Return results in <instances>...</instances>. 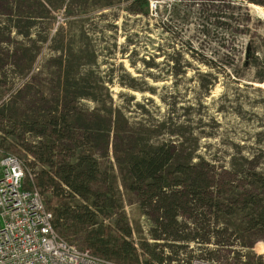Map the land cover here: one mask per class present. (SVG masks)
<instances>
[{
  "label": "rangeland",
  "instance_id": "rangeland-1",
  "mask_svg": "<svg viewBox=\"0 0 264 264\" xmlns=\"http://www.w3.org/2000/svg\"><path fill=\"white\" fill-rule=\"evenodd\" d=\"M149 1L143 16L132 13L141 7L130 0H0V152L24 163L25 185L41 193L59 235L102 258L158 264L183 254L222 264H264V232L257 225L264 215V84L253 83L254 71L242 70L249 43L264 52V0ZM204 16L226 23H207L204 36ZM206 61L217 66L210 92L199 87V73L209 71ZM71 63L74 74H90L93 84L112 81L109 91L97 94L121 112L126 132L114 127L104 149L82 136L73 142L59 127L67 108L92 116L101 107L63 97L64 68ZM174 105L178 125L158 128ZM142 125L151 143H176L182 164L193 166L188 181L175 166L166 178L188 183L200 176L204 190H195L215 199L207 205L200 194L201 201L191 204L198 210L179 217L191 229L183 236L197 235L195 241L175 242L162 234L156 207L145 205L150 193L132 190L125 134ZM180 127L186 128L184 138L169 134ZM85 150L99 164L96 181L85 185L91 192L85 196L99 205L96 216L85 210L91 203L57 177L76 166ZM44 174L54 183L43 190L38 179ZM103 248L106 255L97 251ZM130 248L133 261L116 257L117 250Z\"/></svg>",
  "mask_w": 264,
  "mask_h": 264
},
{
  "label": "trees",
  "instance_id": "trees-1",
  "mask_svg": "<svg viewBox=\"0 0 264 264\" xmlns=\"http://www.w3.org/2000/svg\"><path fill=\"white\" fill-rule=\"evenodd\" d=\"M103 1H112V0H103ZM131 4L137 5L141 7V10H134L132 13L134 15H143L147 16L150 10V1L149 0H130ZM247 1V0H246ZM175 8L173 9V11ZM172 11V12H173ZM212 20L210 16H204L202 30L200 32L204 36H209V30L207 28L208 25L220 24L223 25L226 22H222L219 20V16H212ZM173 20L172 13L170 18H167V22H171ZM164 22V21H163ZM164 30L173 34V29L168 25L164 24ZM223 41L224 38L218 39ZM190 46V44H188ZM191 47V46H190ZM78 57L81 56V52L76 54ZM202 61H205L201 59ZM75 64L67 65L64 68L65 74L63 77L62 84V92L63 97L65 99L72 98L76 100H89L95 104L101 105V107L97 108V111L93 113V115H88L85 113H78L74 108H67L68 111L65 112L61 117L62 125L59 127L61 131L67 132L69 138L73 142H79L81 136L85 138L88 142L89 140H93L95 143V147L98 148H106L109 145L110 138L112 132L114 131V127L118 131L126 132V124L120 118V111L115 112L112 102L106 103L102 100V97L97 93L101 90L109 91L106 87L107 83H112L111 80L104 81L101 79L96 84L92 83V77L90 74H82L77 75L74 74ZM203 66L207 67L209 71L204 73H199L201 77V81H199V87L203 88L205 91L210 92V88L213 86V81L216 78L213 76L212 72L216 71V65L210 61L203 62ZM224 67L229 69V71L233 68L232 65L226 64ZM190 66L182 67V73H187ZM242 70L244 71H254L255 77L253 83L255 84H264V52L261 48H257L252 43H249L246 48L245 58L242 64ZM203 82V83H202ZM131 89H136L134 86H131ZM152 94L154 91L151 92ZM108 97L111 99L110 94L108 93ZM176 104V103H175ZM143 112L148 113L147 106L144 104L140 105ZM169 109L171 106H168ZM176 107L172 106V110L168 113L166 120L161 124L160 127L163 130L168 127L174 126L177 123L176 115ZM104 110H107L108 116H102ZM116 114V115H114ZM76 125V127H75ZM181 126V125H179ZM57 127V126H56ZM123 128V129H121ZM125 128V129H124ZM147 127L142 125L138 130L134 128L133 133L131 135L128 134L125 138H128V152L125 153L126 164L128 173L132 179L133 191H140L150 193L148 197V203L145 205L156 207L157 213H159L158 218V228L159 231H162V234L167 235L168 237H172V240L175 242H184V241H195L196 236L193 238L191 235L183 236L184 231H191L190 226L182 224L179 221V217L189 213L191 210L197 211V205H195V209L191 208V204L200 202V196L204 194L207 205L214 204L215 199L211 195H207V191L197 192L195 188L199 191L202 189V180L199 177L190 179L188 183L177 181L171 183L166 177L168 170L175 166L177 172H179L180 176H183L187 181V175L192 170V164H182L180 152L176 147V143L171 142L170 144H153L148 140L149 132ZM186 128H179V130L169 131L171 135H177L182 138L185 136ZM83 132V135L78 133ZM127 133H130L129 130ZM158 133V131L156 132ZM131 145V146H130ZM82 156L79 157L78 163L76 166L65 165V170L57 176L61 182H63L66 186L71 187L73 191L82 197L83 199H87L91 204L88 208H85L88 212L96 216L97 211L99 210V205L96 204L95 200L92 201L90 198H87L85 195L90 194V190L86 188V183H92L96 181L97 173L99 171V164L94 158V155L89 150H85ZM105 155V154H104ZM45 159L44 161H46ZM44 176L48 177L47 174ZM38 179V187L40 189H46L51 186V183H54V180L50 177ZM184 193V190H188ZM145 193V194H146ZM201 194V195H200ZM217 204H220L217 202ZM92 207V212L89 208ZM96 208V209H94ZM264 211V208H261ZM261 216V212L258 214ZM262 217V222L257 224L262 232H264V215ZM59 218L63 219L62 216ZM185 229V230H184ZM172 235V236H171ZM157 240H159V235L155 236ZM193 239V240H192ZM131 251L125 250L124 252L117 250L116 257L120 260H124L127 262L133 261L134 254ZM98 252L106 255L107 251L103 249H98ZM160 262H163L161 260Z\"/></svg>",
  "mask_w": 264,
  "mask_h": 264
},
{
  "label": "built area",
  "instance_id": "built-area-1",
  "mask_svg": "<svg viewBox=\"0 0 264 264\" xmlns=\"http://www.w3.org/2000/svg\"><path fill=\"white\" fill-rule=\"evenodd\" d=\"M24 163L0 152V264H120L81 249L57 232L41 193L25 185ZM158 264H222L180 254Z\"/></svg>",
  "mask_w": 264,
  "mask_h": 264
}]
</instances>
